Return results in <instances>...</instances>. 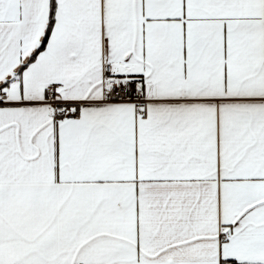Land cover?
<instances>
[{
  "label": "snow or ice",
  "instance_id": "obj_1",
  "mask_svg": "<svg viewBox=\"0 0 264 264\" xmlns=\"http://www.w3.org/2000/svg\"><path fill=\"white\" fill-rule=\"evenodd\" d=\"M0 264H264V0H0Z\"/></svg>",
  "mask_w": 264,
  "mask_h": 264
}]
</instances>
